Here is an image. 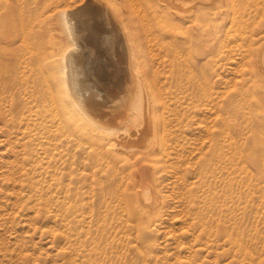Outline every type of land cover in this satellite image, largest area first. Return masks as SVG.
<instances>
[{
  "label": "rangeland",
  "instance_id": "1",
  "mask_svg": "<svg viewBox=\"0 0 264 264\" xmlns=\"http://www.w3.org/2000/svg\"><path fill=\"white\" fill-rule=\"evenodd\" d=\"M25 1L26 31L46 25L58 40L59 12L80 9L73 25L82 88L120 100L139 85L150 139L117 152L103 142L105 128L68 114L60 100L55 127L47 121L41 130V161L37 141L3 106L0 264H264V73L255 60L264 0H107L115 13L105 24L98 0ZM144 9L171 20L153 22ZM128 40L143 42L139 66ZM23 90L46 119L51 100L36 103L31 84Z\"/></svg>",
  "mask_w": 264,
  "mask_h": 264
},
{
  "label": "bare ground",
  "instance_id": "2",
  "mask_svg": "<svg viewBox=\"0 0 264 264\" xmlns=\"http://www.w3.org/2000/svg\"><path fill=\"white\" fill-rule=\"evenodd\" d=\"M112 1L113 5L115 6L116 3H123V0ZM129 1H131L133 4V2L136 0ZM151 1L152 0H143V3L144 5L150 7ZM159 1H161L163 5L166 6H173L174 4L177 5L176 3H178L179 7V4H183V1L185 2L186 0ZM25 2V0H0V112H2L3 106H8L11 112L15 113V115L17 114V117L19 118V128L23 129L24 135L29 136L32 141H37V147L34 155L37 156V158H39V160L41 161L44 158L43 155L46 151V148L43 146L44 140L43 136H41V130L43 127L46 126L47 121L50 122L51 127H53V124L55 127L58 118L57 116H59L57 104L60 100L68 104V109L66 111L68 114L78 113L79 115L84 117L83 119L86 118L87 120H90L92 122L96 121L98 122L99 126L105 128L107 132L106 136L103 137L102 140L107 146L112 149H115L117 152H120V149L124 146H133L138 143L141 144L144 139L148 136L147 127L149 126L147 123L148 103L145 95L143 94L144 92H141V88L139 87V85H137V89L134 90L132 93L130 92L124 94L123 98L120 100L112 98L111 94L113 92L105 93L102 95L99 93H95V95L91 96L85 92L84 88H82V83L85 80L81 78L84 76V74L82 73L83 71L81 72L77 65V59L79 56H77L76 54V46L78 45L74 41L75 24L73 25V21H75L74 18H77L76 15L80 13V9H65L59 12V18L62 25L60 27H62L64 32L63 35L65 36L62 38L61 33L60 36L62 39L60 38V40H58L57 38H55V35H52V26V29L50 30V28H45L46 25L42 24L45 27H42V29H37L35 31L36 28L33 29L34 25L32 24L34 21H32L31 30L34 31H26L25 19L27 18V21H30L31 17H25L26 15L24 14H26V10L30 11L31 7L30 10L27 6V9L23 8L25 7ZM98 2L100 4L99 14L100 16H103L102 18L104 24L109 23L110 13H115L112 4L110 5L107 0H98ZM46 3L47 2H45L44 4ZM117 6L119 7L118 9L122 7L118 4ZM171 6H169L170 10L172 9ZM169 7L166 8L169 9ZM174 7L176 8V6ZM144 11L146 13V18L156 23H166V18H169L170 16H166V12L168 11H162V13L160 14L145 9ZM34 12H36V10ZM55 13L57 14V12ZM28 15L29 14L27 12V16ZM33 15L35 16L34 18H36V15L39 14ZM168 20H171V16ZM29 21L27 22V26H29ZM36 21L38 20L36 19ZM78 21L77 23H79ZM170 22L167 21L168 25L170 24ZM35 24H37V22ZM101 26L102 23H96V25L94 24L91 28L90 39L94 43L98 41ZM175 26H177V23ZM176 29H179V27H177ZM76 33L78 34L79 32ZM158 38L159 40H164L166 38V35H163L161 33ZM70 39L72 41H70ZM135 41L132 43L131 41H129L131 43L129 45V54L131 55L130 63L132 65L135 64L139 66L138 64L140 61L137 52L143 50L144 45L143 42L140 40H138L137 42ZM257 55L258 56L255 60L259 63L257 64L260 65V68L264 73V49L260 51V53ZM27 70L30 71V77L28 79L26 75ZM27 84H31V86L33 87L32 95L29 97H33V100L36 101V103H38L39 101H44L46 99L51 100V104L45 111V113H48V116H46L48 119H45L44 113L42 114V110L40 109L41 107L39 104H29V100L26 98L28 93L23 90V88ZM7 102L9 103L7 104ZM103 105H105L104 107L106 108H100L101 106L103 107ZM27 112H29L30 114H27ZM52 131L53 130H50V134L52 133ZM52 136L53 135H51V137ZM46 142H48V144L53 147H56L57 145L51 140H47ZM148 159L149 158L147 155L139 156L135 159H132L131 164L136 165ZM141 210L150 211L148 207H145L143 205H141Z\"/></svg>",
  "mask_w": 264,
  "mask_h": 264
}]
</instances>
